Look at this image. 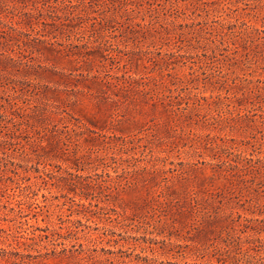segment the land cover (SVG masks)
<instances>
[{
    "label": "rangeland",
    "instance_id": "1",
    "mask_svg": "<svg viewBox=\"0 0 264 264\" xmlns=\"http://www.w3.org/2000/svg\"><path fill=\"white\" fill-rule=\"evenodd\" d=\"M59 2L0 0V264H264V0Z\"/></svg>",
    "mask_w": 264,
    "mask_h": 264
},
{
    "label": "trees",
    "instance_id": "2",
    "mask_svg": "<svg viewBox=\"0 0 264 264\" xmlns=\"http://www.w3.org/2000/svg\"><path fill=\"white\" fill-rule=\"evenodd\" d=\"M53 1L55 3H58V1H60L59 2L60 6H58V7L57 6H49V8L51 9L50 11H52V17L57 18V19L59 18L58 16H56L57 11H63L64 13H66V12L69 13V11L73 10V8L76 7V5L73 3V0H53ZM67 10H69V11H67ZM66 17H67V20H69L68 15Z\"/></svg>",
    "mask_w": 264,
    "mask_h": 264
}]
</instances>
